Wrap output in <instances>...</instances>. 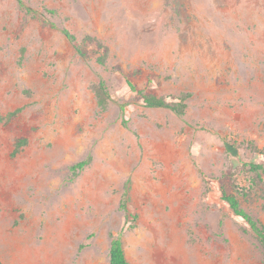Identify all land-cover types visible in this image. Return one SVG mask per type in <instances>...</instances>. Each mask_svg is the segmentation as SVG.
<instances>
[{"label":"rangeland","instance_id":"rangeland-1","mask_svg":"<svg viewBox=\"0 0 264 264\" xmlns=\"http://www.w3.org/2000/svg\"><path fill=\"white\" fill-rule=\"evenodd\" d=\"M23 1L55 9L58 28L0 0V114L20 108L0 123V262L109 264L128 180L138 214L123 237L130 264H262L219 182L264 161L224 142L264 147V0H181L178 15L166 0ZM61 27L105 43L106 65L92 45L79 55ZM115 68L146 93L190 92L185 114L145 106ZM101 78L112 97L104 110L93 91ZM89 155L70 180L69 166ZM243 206L264 221V197Z\"/></svg>","mask_w":264,"mask_h":264},{"label":"trees","instance_id":"trees-1","mask_svg":"<svg viewBox=\"0 0 264 264\" xmlns=\"http://www.w3.org/2000/svg\"><path fill=\"white\" fill-rule=\"evenodd\" d=\"M20 9L25 16L38 19L44 24L53 28H58V25L51 18H57V11L52 8L43 7L42 11L32 8L25 4L23 0H17ZM166 3L172 7L173 12L180 14V7L183 2L181 0H166ZM60 31L64 37L75 44L76 51L82 57H88L90 53L89 46H93L96 56V62L100 65H106L109 56V48L96 36L85 34L80 39L67 27H61ZM125 79L127 86L131 91L140 95L145 106L152 108H166L171 110L178 116H183L188 107V100L191 96L190 92H182L178 96L169 99L168 96L156 95L153 93H146L144 89H139L136 84L129 78V75L115 68ZM94 95L97 106L101 109H106L111 101L110 86L105 79H99L93 86ZM124 109V104L120 105ZM20 108L9 111L6 114H0V123L13 118L18 114ZM127 121H123L125 125ZM226 149L232 152V149L242 148L254 154L264 157V147H260L253 139H227L224 138ZM26 143V138H19L17 140V147ZM92 156L80 160L69 166L71 172L70 180H73L86 167L90 165ZM227 183L219 182L220 199L228 206L235 216L240 217L244 225L241 226L243 234L249 236L261 252V261L264 264V221L243 206V201H251L259 197H264V161H248L236 165L228 174H226ZM130 200V185L126 180L124 184V191L119 201L118 209L124 213L125 221L123 226L118 230H110L109 248H108V262L109 264H130L126 258L123 237L125 233L133 230L136 227L137 213H132L128 209V202ZM220 227L223 220H220ZM83 245L79 247L82 249ZM0 264H2L0 262Z\"/></svg>","mask_w":264,"mask_h":264}]
</instances>
